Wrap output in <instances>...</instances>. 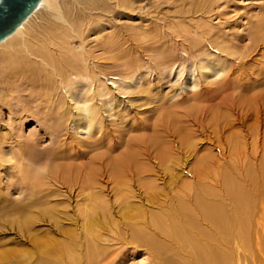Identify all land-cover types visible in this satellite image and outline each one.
I'll use <instances>...</instances> for the list:
<instances>
[{"label": "bare ground", "instance_id": "1", "mask_svg": "<svg viewBox=\"0 0 264 264\" xmlns=\"http://www.w3.org/2000/svg\"><path fill=\"white\" fill-rule=\"evenodd\" d=\"M110 1L39 0L19 25L0 40V102L9 101L14 108H20L22 96L20 89L23 86L33 87L36 81H41L53 88V93L44 97L49 109L57 110L59 123L66 122L67 129L74 136L94 134L100 144L104 142L108 144V150L122 143L120 140L122 137L120 138L118 134L119 129L111 126H114L115 122L109 126L105 122L111 121L113 118L111 112L115 108L122 118L129 115L127 107L132 106L131 103L137 95L128 93V89L140 83L143 76L152 77V73L146 66L143 73L135 72L131 75L133 65L129 61H124V75L107 74L101 71L99 63L86 52L84 33L90 30L94 23L99 24L100 19L102 21L107 19L99 15L110 7ZM114 1V7H119L124 2ZM186 1H177L180 4L177 5L178 9L174 14L167 12H158L153 16L145 14L142 32L135 30L127 39L136 42L137 38L138 40L145 38L148 32L155 28L152 25L153 21H157L159 29L166 30L170 41L178 42L179 45L181 40V46L187 41L191 48L200 50L196 54L190 53L188 62L173 61L158 68L155 74L159 80L161 78L167 81L173 76V82L181 80L179 92H173L168 96L172 100V106L177 103L175 96L186 88H191L192 94L196 95L208 93L211 101L209 100L210 102L203 108H197L194 117H188L192 125L189 130L187 126L179 127L173 124L165 126L162 130L167 137L163 140L154 139L155 137L151 140L143 139V143L138 147L140 150L138 153L129 152L124 156L115 157L107 154L94 156L91 160L88 159V162L79 164L80 167L68 179L61 177L60 183L67 185L66 190L72 197V202H75L72 209L76 219L74 225H77L78 240L70 239L64 243L63 240L50 236L43 242L37 241V234L30 230L34 222L33 214L18 217L12 220L11 224H14L12 226H15L21 235L29 233V239L36 243L35 246L39 244L44 251H53V257L51 253L46 254L45 258H30L32 254L26 249L17 252L4 249L0 250V264H111L114 262V258L111 257L114 248L108 242L118 239V243H124L120 237L115 238L123 230L118 228L112 217V213L121 212L124 213V218L139 220L143 224V230L137 228L127 230L130 237H127L126 244L136 248L146 246L152 252V264H240L242 260L248 261L249 257L252 258V264L256 262L264 264V242L261 238L264 235V154L260 159L255 155L258 150L264 152L263 134L258 135L259 131L255 134L252 132L251 140L243 135H236L230 141L227 140L229 145H225L226 147L219 143L214 146H203V151L195 156L191 154L192 159H188L190 154H183L185 150L181 151L180 144H177L178 140L188 142L193 129L202 131L199 125L203 120L207 124L208 119H214L210 122L215 131L225 110L232 112L233 116V113L240 115L246 104H252V100L245 95L231 93L240 92L237 91V86H244L247 83L246 78L251 77L249 72L242 73L243 70L238 78L230 75L233 72V62L236 60L231 54L235 51L230 52L231 47H228L227 41L222 40L224 37L215 44L216 46L207 43L204 31L212 29L213 25L205 18L210 16L212 5L217 1ZM177 2L172 0V3ZM184 2L188 5L185 6ZM188 9L201 13L196 15V18L181 13ZM128 15L134 17L133 14ZM33 16H38L39 20L28 30L29 20ZM258 29L252 33L254 42L263 35L261 31L264 30V24H260ZM74 37L82 42L80 53L70 44ZM102 38L109 44L114 35H103ZM237 59L239 68H244L246 61L242 58ZM27 96L35 106L42 99L41 92L31 91ZM258 97H254L256 104L260 103ZM262 97L264 98V93ZM211 107L213 110H210ZM141 118L143 120V117ZM204 136L200 135V138L203 140ZM19 144L24 148L23 141ZM71 148L76 155L82 152L72 145ZM20 154H24V150ZM250 160L255 165V170L251 169ZM161 162L169 171L167 180H171V185L168 184L167 190L162 192L164 197L147 200V197L151 196L149 195L143 196L146 202L142 201V198L138 200L135 197L138 195L136 188L138 185L133 187L136 182L139 185L146 184L143 189L148 188L151 191L164 187H160L159 180L162 177L160 172L153 167ZM109 191L115 200L124 201L118 205L114 204L115 206L110 205L106 197V192ZM167 192L170 199L168 202L167 198L165 199ZM51 208L53 212L52 210L49 212L53 213L51 214L53 220L61 222L66 219V211L55 209L54 212V205H51ZM120 209L123 210L119 211ZM61 233L65 234L66 231ZM107 233H114L110 240L102 237ZM170 249L174 251L171 257L173 259L167 258L171 253Z\"/></svg>", "mask_w": 264, "mask_h": 264}, {"label": "rangeland", "instance_id": "2", "mask_svg": "<svg viewBox=\"0 0 264 264\" xmlns=\"http://www.w3.org/2000/svg\"><path fill=\"white\" fill-rule=\"evenodd\" d=\"M177 1L180 0H175V2ZM216 1L217 2L212 5L210 11L212 13L209 14L210 16H205V19L213 25L212 29H206L204 31L207 37V43L216 46L215 44L219 43L222 37H224L225 39L223 38L222 40L225 42L227 41L226 44H228V47H231L230 52L235 51L231 54V57L236 60L233 62V72L230 75L238 78L245 71L249 72L251 77L246 78L247 83L244 86H237V91L239 90L240 92H230L235 95L238 94V96L239 94L245 95L250 101L252 100L251 102L254 105L246 104L245 107L247 109L244 107L242 114L240 113L241 116L235 113H233V116L231 114L232 112L225 110L221 117L222 120L219 119L218 122L220 127L217 125L215 131H213L215 128H212L210 122V120L212 121L214 119H208L209 117H207L208 121L204 118L205 121H208L207 124H205L206 122L203 120V122H201L202 124L200 123L199 125V129L201 128L203 132L205 131L204 133L202 131H197V129H193V133L190 135L191 137L189 136V139H191H188V142L185 141L186 143H184L182 140L177 141V144H180L179 149H181V151L185 150V152L183 151L182 153L190 154L188 159H192L191 154L195 156L198 152L200 153L203 151V146L206 145L208 147L209 145L214 146L219 143L226 147L229 145L227 140L230 141L232 137L239 134L250 139L253 137V133L255 134L256 131H259L258 135L263 134L264 136V98L262 97L264 93V30L261 31L263 35L260 36L259 40L256 42L253 41L252 37V33H254L255 30H259V25L264 24V0ZM113 2L115 1H110L112 5L108 2L110 7L106 8L100 15L98 14L100 17H107V19L105 21L100 19L101 22H99V24L94 23L91 29L84 33L86 52L90 57L96 60V63H99L101 71L107 74L124 75V61H129V63L133 65L132 72H130L131 75L135 72L143 73V69L146 66L152 73V77L143 76V80L140 83L128 89V93L132 92V94L137 95V98L131 103L135 109L132 106L127 107V112L130 113L122 118L118 115L117 108H115L114 111L111 112L113 114L111 121L105 122L108 126L110 123L115 122L114 126H111L112 128L114 127V129H119L118 134L120 138L122 137L120 139L122 143L108 150V144L105 142L100 144V142L96 141V136L94 134L92 136L75 134L74 136V134L67 129L68 126L66 122L62 124L59 123V113L57 110L54 109V111H51L49 109L44 99L49 94L53 93V88H50L49 85L46 86L41 81H36L33 87L23 86L20 89L22 94L20 97V108H14L9 101L4 103L3 101L0 102V229H2L0 233V250L10 249L17 252L26 249L28 253L33 255H31L30 258H45L46 254L51 253L53 257V251L46 252L41 249L39 244L35 246L36 243H32L31 239H29V233H23L21 235L19 230H16L15 226H12V220L31 214H33L34 222L31 224L30 230L37 234V241L43 242L48 240L50 236L59 238L63 240L64 243H67L70 239L76 238L75 240H78L77 225H74L76 219L74 218L75 215H73L72 209L75 202H72V197L66 190L68 189L67 185H62L60 183V178L63 177L65 180L68 179L72 176V173L80 167L79 164L88 162V159L91 160L94 156L107 154L115 157L117 155L124 156L125 153L129 152L138 153V151H140L138 147L143 143V139L145 141L151 140L154 137V139L158 138L162 140L166 138L167 136L163 134L162 130L165 126H170L172 124L179 127L187 126L189 130L192 125H190L188 117H194L197 108H203V106H206V104L211 101L208 93V95L206 93H202V96L201 93L196 95L192 94L193 90L191 88H186L184 91L180 92L179 95L177 94L178 97L175 96L177 103L172 106V100H170L168 96L173 92H179L181 80L180 82H173L172 78L174 76L167 81L161 78L159 80V77L157 78L155 74L158 68H162L165 64L169 65L173 61L188 62L191 54H196L200 50L193 47L191 48L187 41L186 43L183 42V46H181V40L179 41V45L177 44L178 42L170 41V38L166 35V30L163 28L161 30L159 29L158 26L160 25H158L157 21H153L152 25L155 28L151 32H148L145 38H141V40L137 38L136 42L134 40L130 41L129 38L127 39L135 30L139 33L142 32V26L144 24L143 16H145V14L148 13L150 16L158 12L174 14L175 10L178 9L177 5L180 3H172V0H124L121 6L114 7ZM186 2H184L185 6L188 5L185 4ZM108 3L106 4L108 5ZM188 10L181 13L190 15L194 18L201 13L193 10L192 12L191 9L189 12ZM128 14H133L134 17L131 18ZM38 20V16H33L32 19L29 20L28 28H30L28 30L33 28ZM131 29H134V31ZM108 34L114 35L112 42L109 44L102 38L103 35ZM70 44L80 53L82 42L79 38L74 37L70 40ZM237 58H242L246 61V66L244 68H239V59ZM111 61H115V63L112 64ZM160 64L162 66H160ZM242 70L243 72L240 73ZM128 75L130 74L128 73ZM214 81V83H216L215 79ZM31 91L41 92L43 100L41 99V102L36 104V106L27 96V94H31ZM139 91H141V93H138ZM193 96H195V98ZM256 96H259V104H256L254 101V97ZM211 109L213 110L212 107L210 110ZM132 114L133 116H131ZM141 117H143V120ZM174 121L177 122L175 123ZM200 135L201 137L206 135V137L204 136L206 139L203 138L202 140ZM64 137L66 140L63 139ZM195 139L198 141H194ZM22 141L25 144V146H23L24 148L19 144V142L21 143ZM70 143L76 150L81 149L82 152L76 155ZM183 144L186 145L184 146ZM192 147H194V149ZM149 148L151 149L150 144ZM23 150L24 154H20ZM262 154H264V152L261 150L255 153L256 157L259 159ZM258 158L257 160H259ZM157 165L153 167L160 172V176H162L159 180L161 183L160 187H164L161 189L156 188L154 191H151L147 187H145L147 189H143L146 184L143 185L142 183L139 185L137 182L136 184L134 182V188L138 185L136 187L138 188V195L135 196L138 200L142 198L143 201L145 200L144 197L149 195L151 196L147 197V200L153 198V200L160 199L164 197L162 192H165L168 186L171 185V180H167L169 171L162 165V162ZM250 165L251 169L255 170V165L252 164L251 160ZM162 173L165 174L163 175ZM158 189L164 190L160 191ZM159 191L162 196L159 194ZM106 193V197L112 206L118 205L121 201H124V199L115 200L110 191ZM145 193L148 194L146 195ZM168 193L169 192H167V196H165L167 202L170 200L168 198ZM49 203L54 205V212L55 209L66 211V219L61 222L53 220V215H51L53 214L51 213L53 212V207L51 208ZM48 206L50 208H48ZM42 210L45 211L43 212ZM49 210L52 211L49 212ZM122 210L123 209H120L119 211ZM39 211H41V213ZM29 212L31 213L28 214ZM121 215L123 218H121ZM35 216L39 219H36ZM112 217L116 224H118V228L123 230V232L116 235L115 238L117 239L120 237L124 242L120 244L117 242L118 239L115 240L116 242H108L113 245L112 248H114L111 256L114 258L113 263L152 264L153 255L151 250L146 246L141 245L136 248L132 246L129 247L128 243L126 244L128 240L127 237H130V233L127 230L135 228L143 230V224L139 220L136 221L133 219L131 220V218L130 220L124 218V213L122 212L117 214L112 213ZM63 231H66V233L60 234V232ZM112 235H114V233H107L102 237L110 240ZM261 238L264 242V235ZM170 250L171 253L167 258L173 259L171 257L174 251H172V249ZM251 260L252 258L249 257L248 261L243 262L242 260L240 264H252ZM105 262L106 261H104V263ZM256 264L260 263L256 262Z\"/></svg>", "mask_w": 264, "mask_h": 264}, {"label": "water", "instance_id": "3", "mask_svg": "<svg viewBox=\"0 0 264 264\" xmlns=\"http://www.w3.org/2000/svg\"><path fill=\"white\" fill-rule=\"evenodd\" d=\"M39 0H0V40L10 34Z\"/></svg>", "mask_w": 264, "mask_h": 264}]
</instances>
